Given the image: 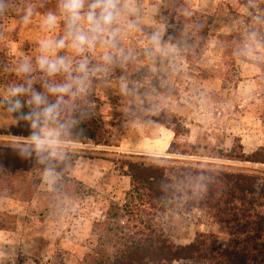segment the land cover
<instances>
[{
    "label": "rangeland",
    "instance_id": "obj_1",
    "mask_svg": "<svg viewBox=\"0 0 264 264\" xmlns=\"http://www.w3.org/2000/svg\"><path fill=\"white\" fill-rule=\"evenodd\" d=\"M182 1L212 20L203 36V24L167 25L163 0H119L117 20L94 47L77 52L61 0H4L0 147L31 154L26 170L0 169V264H88L102 249L105 235L99 224L108 209L122 208L128 201L130 178L124 162L133 157L199 162L248 175L255 211L264 217V0ZM28 8L33 14L25 23ZM48 13L57 17L51 28L43 23ZM77 28L89 31L86 18ZM61 39L65 47L47 55L50 60L63 58L69 70L49 75L39 67V58L46 54L41 45ZM185 41L192 45L187 47ZM81 63L87 65L86 73L79 71ZM25 65L27 72L21 70ZM43 75L73 85L71 98L82 102L102 127L98 142L67 141L56 127L43 125V131L52 129L58 135L48 150L53 154L42 158L31 137L6 134L14 122L1 103L11 100L12 77L25 88V80ZM77 78L83 80L82 90ZM168 121L170 125L162 123ZM176 129L180 132L175 138ZM172 142L178 150L194 146L197 156L169 153ZM241 154L249 159H235ZM156 216L175 246L190 244L200 233L214 236L216 251L227 245L228 232L212 212L174 209ZM132 220L120 211L109 223L124 228L128 224L130 229Z\"/></svg>",
    "mask_w": 264,
    "mask_h": 264
},
{
    "label": "trees",
    "instance_id": "obj_2",
    "mask_svg": "<svg viewBox=\"0 0 264 264\" xmlns=\"http://www.w3.org/2000/svg\"><path fill=\"white\" fill-rule=\"evenodd\" d=\"M161 13L169 26H174L176 21L193 22V27L205 25L206 29H201V34L198 31L200 36L207 32L212 22L207 15L186 8L182 0H163ZM179 34L180 31L177 30V35ZM184 44L187 47L192 45L186 41ZM12 78L11 89L20 86L18 78ZM62 84L56 76L47 75L31 81L25 80V88L30 95L12 96L10 101L1 103L14 122L6 134L32 137L33 133L41 130L32 126V120L22 118L24 114L33 111L34 106L28 104V100L35 91L44 95L49 103L58 104V114L48 124L56 127L64 140L98 142L102 138V127L84 104L76 98L72 99L69 94L61 97L48 91L50 87ZM16 99L21 100L23 107L12 110L11 105ZM162 123L171 124L169 121ZM179 132V129L175 130V138ZM179 147L172 142L168 152L197 156L194 146L183 145L178 150ZM29 153L25 149L0 147V169L9 173L26 170ZM228 154L227 152V156H230ZM235 159L245 161L249 157L241 154ZM124 164L130 178V188L126 194L128 201L122 208L112 206L108 209L106 220L99 224L102 227L100 232L105 235L102 249L89 257L88 264H170L180 260H204L207 264L263 262L264 217L255 211L251 177L213 170L209 164L199 162L145 161L143 158L133 157ZM174 209L184 212H212L228 232L225 249L216 251L212 247L214 236L202 233L186 246L173 245L156 222V214ZM120 211L134 217V224L130 229L128 224L124 228L118 227L120 224L109 223V219L114 221L118 218Z\"/></svg>",
    "mask_w": 264,
    "mask_h": 264
},
{
    "label": "clouds",
    "instance_id": "obj_3",
    "mask_svg": "<svg viewBox=\"0 0 264 264\" xmlns=\"http://www.w3.org/2000/svg\"><path fill=\"white\" fill-rule=\"evenodd\" d=\"M4 0H0V8L3 7ZM88 0H61L60 9L61 12L68 17L70 32L69 35L72 37L71 46L77 52H83L86 48L95 46L98 39H101V35L106 33L108 28L117 20L119 15L118 4L119 0H91L88 3V9L84 12V8ZM33 12L31 8L27 9L26 14L23 16V21L28 23ZM86 18L89 31L84 32L77 28L78 22ZM57 17L53 13H48L43 20L46 27L51 28L55 25ZM65 47V40L61 39L56 42L46 41L41 45L42 51L45 55H42L39 60V67L46 71L49 75H53L60 71H68L69 65L63 58L56 60H50L47 53L54 51L55 49H61ZM22 71H29L27 65L23 66ZM81 73L87 72V65L81 63L79 66ZM75 83L81 87L83 80L77 78ZM73 85L62 84L58 86H52L48 89L51 94L63 96L67 95L72 91ZM29 90L23 86L15 87L11 90V94L14 97H19L27 93ZM28 104L33 105V111L24 114L22 118L32 120V126L37 129H41L33 133L31 140L33 142L34 150L42 158H46L45 154L51 155L48 150L52 148L54 138L58 135L55 130L49 129L43 131L41 125H47L55 120L58 114V104L49 103L47 98L39 92L33 91L31 98L28 100ZM23 107L21 100L16 99L12 105V110H18ZM30 154V153H29Z\"/></svg>",
    "mask_w": 264,
    "mask_h": 264
}]
</instances>
